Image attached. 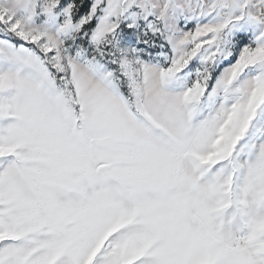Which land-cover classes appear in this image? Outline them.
Instances as JSON below:
<instances>
[{
	"label": "snow or ice",
	"instance_id": "6c2138e0",
	"mask_svg": "<svg viewBox=\"0 0 264 264\" xmlns=\"http://www.w3.org/2000/svg\"><path fill=\"white\" fill-rule=\"evenodd\" d=\"M0 264H264V0H0Z\"/></svg>",
	"mask_w": 264,
	"mask_h": 264
}]
</instances>
